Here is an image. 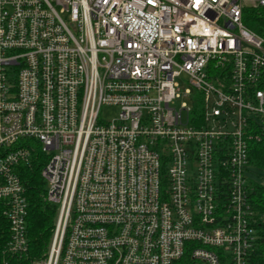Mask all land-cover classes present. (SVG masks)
<instances>
[{"label": "built area", "instance_id": "1", "mask_svg": "<svg viewBox=\"0 0 264 264\" xmlns=\"http://www.w3.org/2000/svg\"><path fill=\"white\" fill-rule=\"evenodd\" d=\"M263 11L264 0H0V264L30 252L18 170L34 156L56 215L33 264H252L264 23L246 21ZM182 83L194 106L177 110Z\"/></svg>", "mask_w": 264, "mask_h": 264}, {"label": "trees", "instance_id": "2", "mask_svg": "<svg viewBox=\"0 0 264 264\" xmlns=\"http://www.w3.org/2000/svg\"><path fill=\"white\" fill-rule=\"evenodd\" d=\"M264 14V11L262 12ZM260 13H250V19L246 21L248 27L257 33H263L259 26L264 23V17H258ZM43 157L34 156L30 164L19 167V176L26 188L29 203L27 229L30 239V252L27 256L16 259L15 264H33L35 257L43 254L50 242L52 228L56 215V207L45 200L46 185L41 176ZM249 163L264 168V140L251 142L249 150ZM252 190L251 201L258 220L255 224L258 238L255 251L251 260L252 264H264V184L250 181ZM5 229L0 228V246L3 245Z\"/></svg>", "mask_w": 264, "mask_h": 264}, {"label": "rangeland", "instance_id": "3", "mask_svg": "<svg viewBox=\"0 0 264 264\" xmlns=\"http://www.w3.org/2000/svg\"><path fill=\"white\" fill-rule=\"evenodd\" d=\"M187 87H188V85H186L185 83H182L181 90H180V97L177 98L173 102V104H172V107L173 108H175L177 110H180L184 104L186 105L187 108H190V107H193L194 106L192 100L190 99V96H185V94H184ZM183 114H184V117H185L186 116V111H183ZM259 120H260V118H259ZM262 121L264 122V119H262ZM248 176H249V178L252 181H255V182H259V183H263L264 184V168H262V167H257L255 165H250L249 166ZM263 219H264V216H263ZM43 254H41L38 257L33 258L32 262L34 260H37V259L41 258L43 256Z\"/></svg>", "mask_w": 264, "mask_h": 264}]
</instances>
